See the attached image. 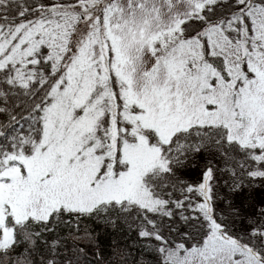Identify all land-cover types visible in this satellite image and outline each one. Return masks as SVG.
<instances>
[{
	"label": "snow or ice",
	"instance_id": "obj_1",
	"mask_svg": "<svg viewBox=\"0 0 264 264\" xmlns=\"http://www.w3.org/2000/svg\"><path fill=\"white\" fill-rule=\"evenodd\" d=\"M0 264H264V0H0Z\"/></svg>",
	"mask_w": 264,
	"mask_h": 264
}]
</instances>
